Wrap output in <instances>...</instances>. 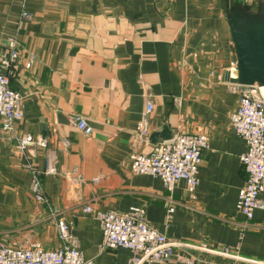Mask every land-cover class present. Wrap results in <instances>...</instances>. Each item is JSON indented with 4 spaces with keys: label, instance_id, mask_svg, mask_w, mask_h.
<instances>
[{
    "label": "crops",
    "instance_id": "1",
    "mask_svg": "<svg viewBox=\"0 0 264 264\" xmlns=\"http://www.w3.org/2000/svg\"><path fill=\"white\" fill-rule=\"evenodd\" d=\"M244 3L258 6V0H0V72L22 93L15 134L47 140L31 157L46 195L38 200L29 158L0 132V241L58 246L57 222L64 219L85 258L131 264V249L101 245V214L137 205L156 228L186 243L166 264H264V208L251 218L237 208L248 143L231 124L239 94L227 82L237 60L228 12ZM148 92L151 132L166 126L209 137L195 195L184 179L170 190L159 176L131 170L130 154L153 147L136 134ZM74 113L88 118L91 134L77 128ZM48 147L57 152V173L45 171ZM222 248L231 253L216 251Z\"/></svg>",
    "mask_w": 264,
    "mask_h": 264
},
{
    "label": "built area",
    "instance_id": "2",
    "mask_svg": "<svg viewBox=\"0 0 264 264\" xmlns=\"http://www.w3.org/2000/svg\"><path fill=\"white\" fill-rule=\"evenodd\" d=\"M23 16L30 18L32 14L24 10ZM15 41L14 39L12 44H15ZM17 55L18 51L13 50L12 57ZM3 62L9 64L10 60L4 58ZM27 65L30 66L31 62H27ZM237 70V60H234L227 72L236 75ZM218 77L226 81L223 74H218ZM227 82L239 94L238 105L231 114V124L248 143V149L241 156L247 179L239 190L237 208L246 217L251 218L256 208H264V198L261 196L264 191V86L259 83L242 84L229 78ZM21 100L22 93L11 86L9 75L0 72V132L5 133L8 138H15L18 150L29 158L28 167L33 176L32 188L35 197L45 200L46 195L31 157L38 153L40 145H47V140L31 133L15 134L16 122L23 117ZM153 109V97L151 92H148L146 108L136 128V134L141 140H150V114ZM72 120L84 133L93 132V125L85 115L74 113ZM65 141L68 142L67 139ZM208 146L209 137L204 132H176L173 138L153 143L149 152H132L130 167L134 172L159 176L170 190L174 189L179 180L184 179L188 191L195 195L200 183L199 166L203 150ZM45 171L58 172V155L51 147L47 150ZM175 207V204L168 206L170 214ZM86 209L92 208L88 205ZM101 223V245L104 248L123 246L131 249V264H166L174 255L177 246L186 245L185 242L156 228L148 220L145 209L141 206H131L127 211L109 209L101 214ZM57 229L61 243L55 247L46 246L36 240L22 244L0 241V264H96L92 259L85 258L71 232L70 222L59 219ZM200 247L209 248L206 244ZM216 251L231 253L229 248Z\"/></svg>",
    "mask_w": 264,
    "mask_h": 264
},
{
    "label": "water",
    "instance_id": "3",
    "mask_svg": "<svg viewBox=\"0 0 264 264\" xmlns=\"http://www.w3.org/2000/svg\"><path fill=\"white\" fill-rule=\"evenodd\" d=\"M241 8V9H240ZM234 47L237 55V74L227 77L242 84L259 83L264 86V0H258L257 8L250 3L234 7L228 12ZM176 132L168 127L150 133V141L170 139Z\"/></svg>",
    "mask_w": 264,
    "mask_h": 264
},
{
    "label": "rangeland",
    "instance_id": "4",
    "mask_svg": "<svg viewBox=\"0 0 264 264\" xmlns=\"http://www.w3.org/2000/svg\"><path fill=\"white\" fill-rule=\"evenodd\" d=\"M26 241H23L22 243H25Z\"/></svg>",
    "mask_w": 264,
    "mask_h": 264
},
{
    "label": "flooded vegetation",
    "instance_id": "5",
    "mask_svg": "<svg viewBox=\"0 0 264 264\" xmlns=\"http://www.w3.org/2000/svg\"><path fill=\"white\" fill-rule=\"evenodd\" d=\"M241 9V8H240Z\"/></svg>",
    "mask_w": 264,
    "mask_h": 264
}]
</instances>
